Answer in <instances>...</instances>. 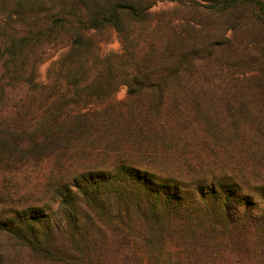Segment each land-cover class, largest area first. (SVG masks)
<instances>
[{"label": "trees", "instance_id": "trees-1", "mask_svg": "<svg viewBox=\"0 0 264 264\" xmlns=\"http://www.w3.org/2000/svg\"><path fill=\"white\" fill-rule=\"evenodd\" d=\"M0 264H264V0H0Z\"/></svg>", "mask_w": 264, "mask_h": 264}, {"label": "rangeland", "instance_id": "rangeland-1", "mask_svg": "<svg viewBox=\"0 0 264 264\" xmlns=\"http://www.w3.org/2000/svg\"><path fill=\"white\" fill-rule=\"evenodd\" d=\"M171 6H172L171 4H169V5H159L158 7H155L154 9L159 10V9L168 8V7H171ZM120 47H121V46H120V43H119L117 37L114 36L112 42L109 43V44L107 45L106 49H107V50H111V49H112V50H119ZM46 66H47V65H45V66L43 67V71H45ZM126 94H127V88H126V87H122V88L119 90L117 97H118L119 99H124V98L126 97Z\"/></svg>", "mask_w": 264, "mask_h": 264}]
</instances>
